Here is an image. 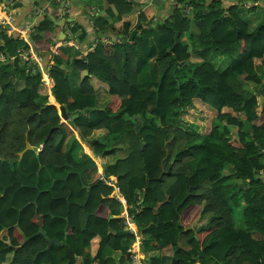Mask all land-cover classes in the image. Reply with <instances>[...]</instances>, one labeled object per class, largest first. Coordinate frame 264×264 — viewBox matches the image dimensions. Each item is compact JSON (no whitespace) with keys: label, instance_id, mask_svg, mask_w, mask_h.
<instances>
[{"label":"trees","instance_id":"trees-1","mask_svg":"<svg viewBox=\"0 0 264 264\" xmlns=\"http://www.w3.org/2000/svg\"><path fill=\"white\" fill-rule=\"evenodd\" d=\"M51 1L35 3L49 8ZM68 2L70 18L83 0ZM106 2L113 27L87 56L66 44L71 36L86 40L76 26L52 53L57 27L49 14L29 41L54 81L57 103L104 160L106 176L116 177L129 213L139 210L136 223L153 252L148 264H165L159 251L168 247L170 264H262L264 22L252 30L241 8L254 11L264 0H166L164 18L130 0ZM28 49L20 34L0 27V235L8 230L0 264L10 254L9 264H69L66 248L78 264H111L107 252L113 264H130L134 236L120 218L124 205L104 181L87 184L96 164L75 155L76 139L69 140L59 109L44 102L42 71L19 55ZM74 71L81 74L77 97ZM95 82L108 88L105 109L92 106ZM196 113V123L211 118L200 134L188 124ZM126 146L127 156L117 157ZM53 238L62 246L49 248Z\"/></svg>","mask_w":264,"mask_h":264},{"label":"crops","instance_id":"crops-1","mask_svg":"<svg viewBox=\"0 0 264 264\" xmlns=\"http://www.w3.org/2000/svg\"><path fill=\"white\" fill-rule=\"evenodd\" d=\"M36 0H9V6L10 9L13 11L12 14L14 15L15 18V27L17 29L16 33L20 34V32H22V34H20V36L22 38H30V35L33 31V28L38 24L40 18L38 20H36L33 17V14L35 13V8L36 7H40L38 5H36L35 3ZM56 2V4H59V0H54ZM107 0H83V3H79L81 5H77L75 7L76 10H74L72 16L70 18H67L65 16V11H57V13H53L57 20H62V19H71L72 20V24H70L69 28H67L68 26H65L64 30H62L61 28L57 27L56 28V39L54 42V46L52 47V53H55L56 49L59 48L60 46L64 45L67 41V37L70 35L69 33V29L72 28L73 26L79 27L82 30H85L86 34H87V38L84 42H79L77 41L74 36H71V40L66 43L68 44V47L71 49L72 53L76 56V55H83V56H87L89 54V52L91 50H93V48L95 47V45L97 44V42H99V39H108V35L107 33L109 31H111L112 27H113V23L111 18L109 17L107 14ZM135 2L139 3L140 5L136 6L137 10L138 8L140 9V7H144L143 5H145L144 9L147 12L148 15H153L155 14L153 12V10L156 8L162 13V18H164L166 16L167 13V5H166V0H134ZM146 5L148 7H146ZM58 6V5H57ZM69 6L71 7V4H69ZM91 7L90 11L87 12V7ZM70 7H68L67 9H70ZM45 8V14H52V9L48 6L43 7ZM81 8L84 9V13L81 10ZM151 8V10H150ZM136 11V10H135ZM155 22H159V19H155ZM255 23L257 22V20L254 21ZM261 23V22H260ZM259 23V24H260ZM68 24V23H67ZM66 24V25H67ZM252 24V23H251ZM258 24V25H259ZM257 25V26H258ZM256 26V27H257ZM255 27V28H256ZM67 28V30H66ZM254 28V29H255ZM137 30V29H136ZM253 30V29H252ZM24 32V33H23ZM65 33V39L61 40L62 37V33ZM71 32V31H70ZM138 32V30H137ZM138 34V33H137ZM71 81L74 86H79L81 83V74L78 71H74L71 74ZM95 88L97 91L96 93V98L94 97V104H92V106L96 109H105V107L107 106V104L110 101V97H109V93H108V88L106 86H104L101 83H97L95 82ZM262 93V91H260V94ZM44 102L49 104V105H54L59 109V113L61 115V106L57 103L53 92L49 93L47 96H44ZM260 98V96H259ZM55 102H53V100ZM261 103L264 102V96L263 93L261 94ZM92 103V102H91ZM263 105V104H262ZM93 109V108H91ZM68 114V113H67ZM62 123L66 124L69 127V130L71 132L70 136H69V140L72 139V136L75 137L76 142L73 144V148H74V153L77 157L79 158H84L83 155L91 158L94 163L96 164L97 167V171L95 173H88V185L90 186L91 183L96 182L97 180H101L104 181L103 179H109L112 183L110 184L112 186V188H114V193L112 195V197L117 196L118 200L124 205V211L122 213V215L120 216L121 219H123V217L129 213L128 208H127V203L125 201V199L122 197V195L120 194L118 187L116 185V177L114 176H106V170L108 167L105 166V162L104 160L100 157V156H95L91 150V148L81 139L79 133L77 132V130L73 129L70 125H68L67 121H65L62 116ZM69 120H73L74 122V117L73 114L70 113V117ZM199 129L196 128V133ZM197 134H200L197 133ZM71 145V143L69 144V146ZM125 152H127V146L123 147L122 151L118 153L119 158H125L127 155L125 154ZM106 182V181H105ZM106 184L108 185V183L106 182ZM88 185H85L87 187H89ZM109 185V186H110ZM141 203H143V200H141ZM239 220V219H238ZM43 228V227H42ZM22 233V231H21ZM8 236V230L5 228L0 237H7ZM145 237L140 234L139 237H134L133 242L131 243V249L133 250L136 247H139V257L141 258L142 262L144 264H148V257L149 255L153 252L149 251L147 249V247L144 244L145 241ZM155 251V250H153ZM159 254L164 258L165 264H170L172 259H173V250L172 248L168 247L162 251H159ZM106 257L108 260H110V263H112V259H113V254L111 252H107L106 253ZM13 259V254L8 255L7 258V263L5 264H9L11 262V260Z\"/></svg>","mask_w":264,"mask_h":264},{"label":"built area","instance_id":"built-area-1","mask_svg":"<svg viewBox=\"0 0 264 264\" xmlns=\"http://www.w3.org/2000/svg\"><path fill=\"white\" fill-rule=\"evenodd\" d=\"M65 6L66 7L69 6L68 0H66ZM45 11L46 10L43 7L35 8V13H37V15L39 16L44 15ZM12 12L13 11L10 9V6H9V0H0V27L8 31L10 34H14L17 31L14 25L15 24V18H14L15 14H12ZM20 34H22V32H20ZM24 39L28 43L29 49L28 51L19 50V55L23 58V60H25L26 62L32 63L33 65H35L42 71L43 73L42 83L48 88L49 93H51L53 90L54 81L50 77L48 72L42 70L43 59L34 51L32 43L29 41L28 38L25 37ZM4 61H5V56L1 55L0 63H3ZM103 180L104 182L106 181L108 183V186L112 183L109 179L105 178ZM110 187L112 186L110 185ZM115 198L118 199L117 196H115ZM137 214H139L138 209L136 210V212L132 214L128 213L123 217L124 226L128 228V233L133 235L134 237L140 236V231L136 223ZM139 250H140L139 247H136L133 250L130 248L128 250L127 253L130 255V259H131L130 264H144L141 258L139 257L140 256L138 254ZM261 263L264 264V257L261 259ZM93 264H96V263L94 262ZM196 264H198V262Z\"/></svg>","mask_w":264,"mask_h":264},{"label":"water","instance_id":"water-1","mask_svg":"<svg viewBox=\"0 0 264 264\" xmlns=\"http://www.w3.org/2000/svg\"><path fill=\"white\" fill-rule=\"evenodd\" d=\"M39 1H40V2H45L46 0H39ZM131 3L134 5V7L140 5L139 3L135 2L134 0H131ZM49 6H50V8L52 9V14L49 15V19L55 24L56 27H59V28H61L62 30H64L66 24L72 22V20H71V19L57 20L56 16L53 14V13H55V12L57 11V9H58V6H57L56 2H55L54 0H52L51 2H49ZM185 6H186V4L183 5V7H182V11L185 9ZM134 9H135V8H134ZM137 33H138L137 30H134V31L132 32L131 37H130V41H133V40H134V37L137 35ZM65 36H66V35H65V33L63 32V33H62L61 40H64V39H65ZM178 37H179V35L177 34V35H176V38H175V39H176V43H178ZM32 46H33V45H32ZM87 75H88V73H87ZM263 104H264V102H263ZM60 110H61V116H62V118H63L65 121H67L68 125H70V126L75 130L76 127H75V124H74L73 120H69L70 113L67 114V112H66V108H65V107H61ZM138 127H139V124H137L136 129H137ZM144 145H145V144H142V149L144 148ZM28 150H31V146H30V145L27 146V148H26L25 151H23V152H21V153L19 154L20 158H22ZM11 165L13 166L14 163L11 162ZM85 187H87V186H85ZM34 203H35V202H34ZM70 228H71V226H70V224L68 223V225H67V227H66V232H67V233L69 232ZM39 233L42 234L44 237H47V236H46V233H45V231H44V229L42 228V224H40ZM29 240H30V238H27V239L25 240V242H28ZM47 242H48L49 248H51V247H53V246H57V247H61V246H62V244H61L56 238H53V239H47ZM65 252H66V256H67V259H68V263H69V264H78V263H77V260L75 259L74 255L72 254V250H71L70 248H66Z\"/></svg>","mask_w":264,"mask_h":264},{"label":"rangeland","instance_id":"rangeland-1","mask_svg":"<svg viewBox=\"0 0 264 264\" xmlns=\"http://www.w3.org/2000/svg\"><path fill=\"white\" fill-rule=\"evenodd\" d=\"M210 1V0H209ZM36 2V1H35ZM64 2V0H59V4H60V6H62V3ZM130 2H131V0H130ZM68 7H70V6H65L64 8H66V10H65V16H66V14H67V8ZM241 12H242V16H243V18L245 19V20H250L251 21V23H252V29H254L260 22H264V7L262 6V5H258L256 8H255V10L254 11H251V10H249V7H248V5L246 4L245 6H244V8H241ZM46 13V12H45ZM48 14V13H47ZM156 15V14H155ZM42 16H44V15H41V17ZM33 17L36 19V20H38L39 18H40V16L39 15H37V13H34L33 14ZM67 17V16H66ZM68 18V17H67ZM255 20H257V22L255 23L254 21ZM70 24H72L71 22L70 23H68L66 26H68L67 28H69L70 26ZM67 28H66V30H67ZM71 29V28H70ZM69 29V30H70ZM69 33H70V31H69ZM55 42V41H54ZM196 60V59H195ZM221 63H220V60L218 61V63H217V65H220ZM152 67H154V66H152ZM80 93H81V90H80V86H74V95H76V97L78 96V95H80ZM263 93V92H262ZM261 93V94H262ZM259 100L261 101V96H260V98H259ZM199 117H201L200 116V114H197L196 113V115H189L188 116V120H189V129H195L196 130V127L199 129L198 131H197V133H199V132H201V131H203V130H205L206 129V127H207V122H206V120H208V121H210V119L211 118H208V115H205V120L202 122V123H200L199 124V122L198 123H196V118H197V120H198V118ZM206 118H208V119H206ZM202 120V119H201ZM200 120V121H201ZM125 154L127 155L128 154V150H127V152H125ZM46 176L48 177L49 176V173L48 172H46ZM239 218H241V215H240V213H236V215H235V219H239ZM199 220V221H198ZM200 221H201V219H196L193 223H192V225L191 226H195V229H197V228H199V226H200ZM199 223L198 225H194V223ZM190 226V227H191ZM149 251H152V248H150V247H148L147 248Z\"/></svg>","mask_w":264,"mask_h":264},{"label":"bare ground","instance_id":"bare-ground-1","mask_svg":"<svg viewBox=\"0 0 264 264\" xmlns=\"http://www.w3.org/2000/svg\"><path fill=\"white\" fill-rule=\"evenodd\" d=\"M55 102V101H54Z\"/></svg>","mask_w":264,"mask_h":264}]
</instances>
